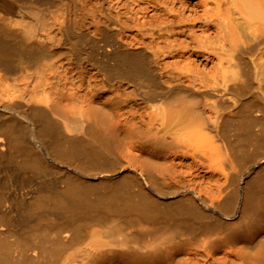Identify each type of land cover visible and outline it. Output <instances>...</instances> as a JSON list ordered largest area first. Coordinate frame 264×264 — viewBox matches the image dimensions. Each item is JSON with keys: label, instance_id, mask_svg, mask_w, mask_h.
I'll use <instances>...</instances> for the list:
<instances>
[{"label": "bare ground", "instance_id": "bare-ground-1", "mask_svg": "<svg viewBox=\"0 0 264 264\" xmlns=\"http://www.w3.org/2000/svg\"><path fill=\"white\" fill-rule=\"evenodd\" d=\"M0 264H264V0H0Z\"/></svg>", "mask_w": 264, "mask_h": 264}]
</instances>
